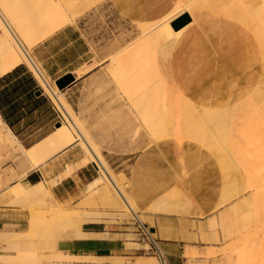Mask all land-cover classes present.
Returning <instances> with one entry per match:
<instances>
[{
  "label": "bare ground",
  "instance_id": "6f19581e",
  "mask_svg": "<svg viewBox=\"0 0 264 264\" xmlns=\"http://www.w3.org/2000/svg\"><path fill=\"white\" fill-rule=\"evenodd\" d=\"M102 2L106 0H0V79L21 65L26 66L64 119L53 134L23 151L31 165L29 173L39 172L41 180L22 183L24 176L13 175L17 182L0 192L2 206L21 207L28 212L25 233L0 231L1 264H62L57 261L62 253L61 241L92 236L84 231L83 222H95L94 216L99 214L73 219L68 207L55 197L56 182L50 181L48 169H44L61 152L75 145L81 147L110 187L119 207L131 216L136 234L148 245L144 250L160 260L151 252V245L140 237L136 226L137 220L145 223L138 214L149 212L140 208L111 169L91 137L87 118L81 117L84 111L81 115L75 112L32 54L33 49L52 36L77 25ZM112 2L131 23H136L137 34L129 41L123 36L113 40L101 53L93 50L94 62L83 64L77 79L108 64L103 74L88 81L86 99L127 106L152 146L161 148L168 143L161 141L186 140L210 151L223 172V191L216 211L241 201L245 192L264 186V0H173L171 10L147 16L136 0ZM184 14L191 21L175 30L173 23ZM186 45L195 49L201 46L202 50L215 48L226 59L214 69H201L187 78L189 71L181 74L167 67L168 56ZM231 53L235 57L228 62L227 54ZM195 81L201 84L191 86ZM5 127L0 115V130ZM4 142L11 149L19 144L10 130L5 131ZM241 144L249 149V155H242ZM254 165L263 167L256 178L248 171ZM167 197L155 201L151 211L178 214L183 199ZM243 208L248 205H233L235 213ZM243 219L251 222L255 216L248 212ZM148 228L155 238V229L149 225ZM42 246L50 250V256ZM129 247L125 244L124 250ZM105 260L111 264L123 262L121 257L112 255L96 257L91 264H107ZM225 264H264V228L233 247Z\"/></svg>",
  "mask_w": 264,
  "mask_h": 264
},
{
  "label": "rangeland",
  "instance_id": "374dc122",
  "mask_svg": "<svg viewBox=\"0 0 264 264\" xmlns=\"http://www.w3.org/2000/svg\"><path fill=\"white\" fill-rule=\"evenodd\" d=\"M168 1L158 0L157 5L165 4ZM127 19L129 18H126L125 15L119 14L112 0H106L84 15L77 25L62 30L33 49L32 54L49 81L56 84V81L61 77L70 73L76 76L83 66L91 65L90 63L94 62L95 57H93V50L101 53L113 40L123 36L126 41H129L132 36H135L137 34L136 23H131ZM107 64L101 65L90 74L76 78L77 82L73 83V86L70 85L72 87L69 86L62 91L76 113L81 115L84 111L85 114L83 113L84 115L82 114L81 117L87 118L84 119L87 120L86 123L89 125L93 141L98 145L111 169L129 192V185L132 187L134 168L139 161V155L147 150L146 148L151 143L146 131L140 126L135 115L129 112L127 106L120 102L109 105L107 100L104 103L102 102L104 100L86 99L89 91L88 81L90 82L91 77L97 76L98 73V75L103 74ZM19 67L20 69L15 76L0 83V115L6 124L5 129L0 130V192L8 185L17 182L13 175L24 176L21 181L27 183L25 179L29 175L31 165L23 151L46 136L53 134L56 130V124L64 120L60 110L57 109L58 107L53 105V100L44 93L37 80L38 86L35 90V96L31 97L25 94V89L29 87L24 81L25 76L28 73L32 74V72L26 66L21 65ZM38 91L41 92L40 95H38ZM94 100L95 103H93ZM98 101L99 104H97ZM89 106H93V108ZM83 107L86 109H82ZM86 112L87 114L91 113L89 117ZM100 113L104 114L101 115ZM3 115L13 124V128L9 126ZM6 130H10L19 143L12 149L5 146L4 135ZM241 146L243 147L242 155H249V149L244 144ZM85 158L88 159L86 156ZM47 165L44 169H48ZM262 169L263 167L254 165L249 167L248 171L251 177L256 178ZM221 172L218 173L223 176V172ZM49 174L50 170L48 169V176ZM217 175L214 179L204 180V185L199 188L201 193L195 191V202L188 200L181 192L175 193L177 188H173L171 194L168 193L172 196L169 199H175L179 196L181 197L180 200H184H181L183 211L180 208L178 214L172 213L174 215L172 222L170 219L162 220L156 224L154 218L138 214L143 222L155 229L153 236L158 239L160 248V239L164 240L165 243H180L182 248L179 255L181 257H176L177 261L174 264H225L233 247L264 228V186H258L253 192H245L240 196L241 201L237 200L234 204L235 207L237 204H245L248 205V208L233 213V205L229 204L221 211H216L217 209L208 210L218 200L223 188V186H217L219 182L216 186L214 184ZM50 181L57 183V179H50ZM168 194L167 196H169ZM175 194H178L177 197ZM197 195L207 201V204H204L205 211L203 212L196 207L199 199ZM52 203L55 205L54 202ZM13 209L18 213V217L9 219L8 224L3 225L0 231L25 233L28 227V212L21 207H13ZM185 209L189 214L184 211ZM68 212L72 214L73 219H85L87 218L85 215L99 214L94 216L95 222L84 221L83 227L88 223L105 222L108 226L111 225V230L112 228L118 229L114 230L115 233H125L122 237L118 234H106V237L126 239L125 244L130 245L126 251L132 256L142 257L125 259L121 255H116L123 259L122 264H162L153 254L144 250L148 245L139 239L135 227L131 223V216L128 217L126 211L120 207L112 211L68 208ZM248 212H252L255 216L251 222H245L243 219ZM42 248L46 251L47 256L51 255L50 250H47L45 246ZM164 254L166 264H173L169 261L166 252ZM59 256L60 260L57 261L62 264H91L96 258L94 256L76 257L63 251ZM105 262L111 264L110 260H105Z\"/></svg>",
  "mask_w": 264,
  "mask_h": 264
},
{
  "label": "crops",
  "instance_id": "0c3cea01",
  "mask_svg": "<svg viewBox=\"0 0 264 264\" xmlns=\"http://www.w3.org/2000/svg\"><path fill=\"white\" fill-rule=\"evenodd\" d=\"M136 1L139 3L138 6L144 9L145 16L152 15L161 10L169 11L173 7V0H169L167 3L159 6L157 5L158 0H145V2L144 0ZM116 5L118 4L116 3ZM116 9L120 15H124L123 12L121 13L119 7ZM202 49L204 48H201V46L195 49L192 45L178 48L168 56L167 67L176 73L189 71L186 74V77L189 78V75H193L198 70H205V68L211 70V68H216L217 65H222L220 61L226 59V55L220 54L215 48L214 50L212 47L208 50ZM227 55L228 62H231L233 57H235V53ZM200 84L195 81L191 86L194 85L198 87ZM181 141L182 140L161 141V143L168 142L164 143L161 148L157 145H150L146 148L147 150H144V152L139 155V161L135 164V173L133 174L132 187L129 185V192L135 198L140 208L149 212L140 214H144L142 216L148 215V217L154 218L156 224L162 220L171 219V222L174 220V215L172 213L151 211L155 204L154 202L161 197L165 198L173 188H179L177 192H181L188 200L195 202V191L197 190L201 193V189L199 188L204 185V180L214 179L215 175L218 174L217 178L214 180V184L216 186L219 182L217 186L223 185V176H220L218 173L219 171L221 172V170L213 155H210L211 153H209L208 150L198 144L194 145L193 142L190 143L186 140ZM65 150L47 165L50 170L48 178L57 179L56 186L54 187L57 200L68 208L98 211H112L117 209L119 207V202L116 200V196L105 181L102 180L103 178L90 160L85 158L81 147L75 145ZM33 173L35 172L29 173L25 179L27 182L36 183L41 180L39 172L36 174ZM30 176H32L31 180ZM194 188L196 189L194 190ZM221 193L219 194V198ZM169 196L167 199H169ZM219 198L208 210H214L216 204L220 200ZM204 204H207V201L199 197L196 207L201 212L205 211ZM230 205H234V203ZM232 211L235 213L233 206ZM16 217H18V213L15 212L13 207L6 205L2 206L0 204V230L3 225L8 224L7 221L9 219ZM110 227L111 225L108 226L105 222L85 224L83 227L84 231L92 236L85 239L61 241L59 248L63 252L70 253L72 256L76 257H109L112 255H121L125 257V259H137L142 257L132 256L124 250L126 239L106 237V234H118L121 237L125 234L119 232L115 233L114 230L118 229L112 228L111 230ZM99 234L103 236L97 237ZM160 245L162 250L166 252L169 261L173 262V264L177 261V258L181 257V255H179L182 248L180 243H165L164 240L160 239Z\"/></svg>",
  "mask_w": 264,
  "mask_h": 264
},
{
  "label": "built area",
  "instance_id": "2783aa9c",
  "mask_svg": "<svg viewBox=\"0 0 264 264\" xmlns=\"http://www.w3.org/2000/svg\"><path fill=\"white\" fill-rule=\"evenodd\" d=\"M136 226L138 227V233L141 238H144L151 245V252L159 257L162 264H166L165 254L163 250L158 245V241L152 237L150 228L146 223H141L136 221Z\"/></svg>",
  "mask_w": 264,
  "mask_h": 264
},
{
  "label": "water",
  "instance_id": "95a60500",
  "mask_svg": "<svg viewBox=\"0 0 264 264\" xmlns=\"http://www.w3.org/2000/svg\"><path fill=\"white\" fill-rule=\"evenodd\" d=\"M191 21V18L189 17L188 14H184L183 16H181L179 19H177L174 23H173V27L175 30H179L182 27H184L185 25H187L189 22ZM76 82V77L73 74H67L63 77H61L60 79H58L56 81L57 86L63 90L67 87H69L70 85H72L73 83ZM38 95L41 94L40 91H38ZM60 125V123L56 124V127H58Z\"/></svg>",
  "mask_w": 264,
  "mask_h": 264
},
{
  "label": "trees",
  "instance_id": "16d2710c",
  "mask_svg": "<svg viewBox=\"0 0 264 264\" xmlns=\"http://www.w3.org/2000/svg\"><path fill=\"white\" fill-rule=\"evenodd\" d=\"M19 69H20V67L17 68L16 70H14L13 72H11L10 74L5 75L3 78L0 79V83L2 81H5V80L15 76L18 73ZM24 81L29 85V87H27L25 89V94H27V95H29L31 97L35 96V90H36V88L38 86L36 79L33 77V75L31 73H28L25 76V80ZM11 103L13 104L14 102H11ZM3 116L6 118L5 115H3ZM6 122L9 124V126L11 128H13V124L7 118H6ZM32 176H30V180L32 179ZM33 183H35V182H33Z\"/></svg>",
  "mask_w": 264,
  "mask_h": 264
}]
</instances>
